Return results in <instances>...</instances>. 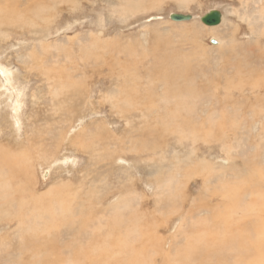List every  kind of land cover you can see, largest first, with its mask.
<instances>
[{"label":"rangeland","instance_id":"rangeland-1","mask_svg":"<svg viewBox=\"0 0 264 264\" xmlns=\"http://www.w3.org/2000/svg\"><path fill=\"white\" fill-rule=\"evenodd\" d=\"M0 63V264L261 261L264 0H0Z\"/></svg>","mask_w":264,"mask_h":264},{"label":"bare ground","instance_id":"bare-ground-1","mask_svg":"<svg viewBox=\"0 0 264 264\" xmlns=\"http://www.w3.org/2000/svg\"><path fill=\"white\" fill-rule=\"evenodd\" d=\"M23 3V2H22ZM182 4V3H181ZM21 5V4H20ZM11 8V7H10ZM50 9V8H49ZM263 9V8H262ZM128 14V13H127ZM180 14V13H179ZM182 14V13H181ZM192 16V15H191ZM154 17H160V16H154ZM172 20V19H171ZM24 22V21H23ZM179 22V24L180 23H183V21H178ZM175 23V22H174ZM220 23H224V16H223V14H222V18H221V22ZM219 25V24H218ZM209 26V25H208ZM211 26V25H210ZM215 27H216V25H214ZM213 26V27H214ZM212 28V27H211ZM212 29H216V28H212ZM101 30V29H100ZM9 31V30H8ZM68 34V33H67ZM93 36V35H92ZM93 38V37H92ZM95 39V38H94ZM215 43L216 44H222V42H221V40H220V38H217V40H215ZM81 45V44H80ZM95 46H96V43H95ZM94 46V47H95ZM91 47V46H90ZM93 47V48H94ZM140 48H142V47H140ZM84 50V49H83ZM121 50V49H120ZM79 51V50H78ZM122 52V51H121ZM130 56H132V55H130ZM155 57V56H154ZM25 58V57H24ZM97 59V58H96ZM96 59H94V60H96ZM175 59V58H174ZM28 60V59H27ZM100 60V59H99ZM40 61V60H39ZM163 63V62H162ZM135 67V66H134ZM10 68L9 67H7L6 65H3V64H1L0 63V96H4L5 98H6V104H7V107L9 108V110H10V117H11V120H12V125H13V127L14 126H16V128L18 129L19 128V126L22 124V115H21V110L23 109V107H24V104H25V102H24V96H25V89H20V90H17L16 89V86H15V84H14V77H12L13 75H14V72H12V70H9ZM148 69V68H147ZM136 70V69H135ZM2 82H3V85H4V87L2 86ZM107 82V81H106ZM152 84H153V82H152ZM151 84V85H152ZM23 85V84H22ZM123 84H121V86H122ZM88 89V88H87ZM4 106V105H3ZM80 126H81V124L79 125V127L78 128H80ZM75 130H77V129H75ZM15 131H17L16 129H15ZM75 132V131H74ZM15 133L16 132H14V137H15ZM37 133H39V132H37ZM141 133V132H140ZM70 135H71V133H70ZM136 135V134H135ZM37 136V135H36ZM130 136H132V135H130ZM145 136V135H144ZM35 137V136H34ZM150 138V137H149ZM25 139V138H24ZM10 140V139H9ZM14 140H16V137L14 138ZM13 140V141H14ZM23 140V139H22ZM156 143V142H155ZM13 144V143H12ZM142 144V143H141ZM38 147V146H37ZM39 147H40V145H39ZM61 148V147H60ZM78 148V147H77ZM135 148V147H134ZM150 148V147H149ZM151 149V148H150ZM41 150V149H40ZM39 150V151H40ZM39 151H38V153H39ZM154 151H156V150H154ZM28 152V151H27ZM149 152H151V151H149ZM26 153V152H25ZM96 153V152H95ZM157 153V152H156ZM164 153V152H163ZM168 153V152H167ZM35 154V153H34ZM161 154V153H160ZM19 155V154H18ZM38 155V154H37ZM40 155V154H39ZM138 156V155H137ZM139 156H141V155H139ZM36 158V157H35ZM176 158V157H175ZM55 159V158H54ZM133 159V158H132ZM149 159V158H148ZM147 159V160H148ZM22 160V159H21ZM20 160V161H21ZM26 160V159H25ZM31 159H29L28 161H30ZM40 160V159H39ZM68 161H71L72 162V159H70V158H65V159H63V160H60V162H68ZM113 161V160H112ZM133 161V160H132ZM150 161H152L151 159H150ZM177 161H179V160H177ZM15 162H16V160H15ZM42 162V161H41ZM137 162H138V160H137ZM153 162V161H152ZM159 162V161H158ZM165 162H166V159H165ZM180 162V161H179ZM18 163V162H17ZM97 163V162H96ZM20 164V163H19ZM44 164V163H43ZM64 164V163H63ZM98 164V163H97ZM151 165V164H150ZM66 166V165H65ZM123 166V165H122ZM126 166V165H125ZM175 166H179V165H175ZM0 167H2V166H0ZM22 167V166H21ZM42 167V166H41ZM50 168H52V167H50ZM166 168V167H165ZM246 168V167H245ZM107 169V168H106ZM1 170H2V168H1ZM21 170V169H20ZM52 171V170H51ZM50 169H47V170H44V174L42 173V175H43V180H44V182L45 181H48L49 180V177H50ZM127 171V170H126ZM3 172V171H2ZM5 172V171H4ZM26 172V171H25ZM125 172V171H124ZM185 172V171H184ZM169 173V172H168ZM181 173V172H180ZM115 175V174H114ZM177 175V174H176ZM150 176V175H149ZM131 177V176H130ZM178 177V176H177ZM176 177V178H177ZM2 178L4 179V177L2 176ZM181 178V177H180ZM180 178H179V180H180ZM183 178V177H182ZM186 178V177H185ZM150 179V178H149ZM154 179V178H153ZM187 179V178H186ZM185 179V180H186ZM139 180V179H138ZM143 180V179H142ZM146 180V179H145ZM164 180H166V179H164ZM173 180V179H172ZM170 180L168 179V182H169ZM194 181V180H193ZM0 182H1V180H0ZM165 182V181H164ZM174 182V181H173ZM172 182V183H173ZM143 183V182H142ZM125 184V183H124ZM130 185V184H129ZM128 185V186H129ZM132 185V184H131ZM122 187V186H121ZM127 189V188H126ZM159 189V188H158ZM156 190V189H155ZM171 190V189H170ZM133 191V190H132ZM137 193H138V191H137ZM133 194H134V192H133ZM155 194H157V193H155ZM140 195V194H139ZM145 195V194H144ZM218 196V195H217ZM156 197V196H155ZM119 198V197H118ZM10 199H8L7 201H9ZM6 201V202H7ZM16 203V202H15ZM11 206H12V204H10ZM264 205V204H263ZM8 206V205H7ZM136 206H138V205H136ZM139 207V206H138ZM10 208V207H9ZM257 208V207H256ZM8 209V208H7ZM138 209V208H137ZM255 210V209H254ZM8 211V210H7ZM257 212V211H256ZM51 213H53V212H51ZM23 216V215H22ZM138 217V216H137ZM55 219V218H54ZM123 221V220H122ZM135 221V220H134ZM37 222V221H36ZM58 224V223H57ZM30 226V225H29ZM132 228V227H131ZM130 228V229H131ZM127 229H129V228H127ZM129 229V230H130ZM135 229H137V228H135ZM146 229V228H145ZM112 230V229H111ZM129 230H126V232L128 233L129 232ZM125 232V233H126ZM135 232V231H134ZM131 233V232H130ZM137 233V232H136ZM148 233V232H147ZM129 234V233H128ZM127 234V235H128ZM126 235V234H125ZM33 236V235H32ZM136 236V235H135ZM143 236V235H142ZM149 235L147 234V237H148ZM150 237V236H149ZM148 237V238H149ZM148 238H146L147 240H149ZM145 240V239H144ZM258 240H260V239H258ZM123 241V240H122ZM121 241V242H122ZM125 241V240H124ZM123 241V244L125 245V246H127V241L126 242H124ZM114 242H116V241H114ZM147 242V241H146ZM258 242V241H257ZM260 242V241H259ZM143 243V242H142ZM149 243V242H148ZM153 243V242H152ZM108 244V243H107ZM120 244H122V243H120ZM150 244V243H149ZM261 242L259 243V244H256V243H254L253 245H255V246H257V251L255 250V252H256V255L257 254H259V253H261V254H259V255H257V258L258 259H260L261 261H257V264H264V253H263V249H262V246H261ZM148 245V244H147ZM146 245V248L148 247V246H150V245H148L147 246ZM188 245V244H187ZM252 245V244H251ZM263 245V244H262ZM120 246V245H119ZM121 246H123V245H121ZM120 246V247H121ZM142 246V245H141ZM114 247V246H113ZM152 247V246H151ZM189 247V246H188ZM145 248V249H146ZM190 248V247H189ZM117 249H118V247H117ZM120 249V248H119ZM187 249V248H186ZM198 249V248H197ZM123 250V249H122ZM112 251V250H111ZM214 252H217L218 250H213ZM94 252V251H93ZM188 252V251H187ZM190 252V251H189ZM223 252H225V251H223ZM231 252V251H230ZM110 253V252H109ZM118 253H120V254H122L121 253V251L119 252L118 251ZM117 253V254H118ZM125 254V253H124ZM127 254V253H126ZM214 254V253H213ZM225 254V253H224ZM91 255V254H90ZM141 255H143V253L141 254ZM145 255V254H144ZM205 255H208L207 253L205 254ZM227 255V254H226ZM110 257V256H109ZM117 256L115 255L114 256V258H116ZM242 257V256H241ZM118 258V257H117ZM143 258V257H142ZM208 258V257H207ZM119 259V258H118ZM120 259H121V257H120ZM129 260H130V258H129ZM135 260H138L137 258H135ZM242 261V260H241ZM119 262H121V260L119 261ZM119 262H116V264L117 263H119ZM238 262H240V261H238ZM242 262H244V260L242 261ZM246 262V261H245ZM244 262V263H245ZM127 263V262H126ZM128 263L130 264V262L128 261ZM20 264V263H19ZM122 264V263H121ZM236 264H238L237 263V261H236ZM241 264V263H240ZM249 264V263H248ZM252 264H254V263H252Z\"/></svg>","mask_w":264,"mask_h":264},{"label":"water","instance_id":"water-1","mask_svg":"<svg viewBox=\"0 0 264 264\" xmlns=\"http://www.w3.org/2000/svg\"><path fill=\"white\" fill-rule=\"evenodd\" d=\"M170 18L174 21H188L192 19V16L190 14H179V13H171ZM222 13L220 10L213 9L204 14L201 18L202 22H204L207 25H218L221 22ZM213 43H215V40H212Z\"/></svg>","mask_w":264,"mask_h":264}]
</instances>
